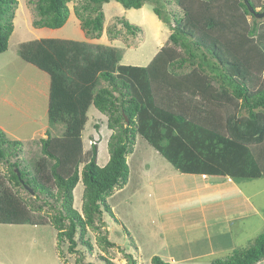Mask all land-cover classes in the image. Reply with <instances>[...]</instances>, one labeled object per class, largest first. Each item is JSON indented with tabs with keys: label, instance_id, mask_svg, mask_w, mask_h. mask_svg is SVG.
<instances>
[{
	"label": "trees",
	"instance_id": "1",
	"mask_svg": "<svg viewBox=\"0 0 264 264\" xmlns=\"http://www.w3.org/2000/svg\"><path fill=\"white\" fill-rule=\"evenodd\" d=\"M72 1L78 0H37L34 26L62 27ZM81 1L75 13L86 35L93 38L103 34L105 3L118 1L126 9L151 4L172 30L169 40L183 47L187 56L177 59L164 46L147 66H140L122 64L120 51L103 44L57 38L24 42L21 57L51 76L48 111L53 122L59 119L65 125V131L62 135L47 132L41 138L43 156L30 175L18 161H11L22 141L13 140L0 127V161L8 165V181L42 200L26 202L11 187L3 189L5 180L0 177V223L39 224L31 212L51 210L58 247L68 240L69 252H77L79 233L82 243L92 248L85 238L88 229L98 233L104 248L115 246L108 232L102 233L103 228L107 230L103 217L105 212L114 216L108 197L129 179L128 155L138 135L179 172L230 177L235 182L264 175V148L255 149L264 142V19L259 23L244 0ZM250 2L264 11V0ZM170 3L180 10H169ZM18 4L19 0H0V53L9 48ZM248 15L253 16L252 22ZM120 20L134 35L141 30L140 25L123 17ZM187 67L193 68L191 73L179 74ZM209 77L230 92L247 116L230 112L224 127L203 109L202 101L215 97ZM183 93L197 96L198 102L189 107L181 99ZM91 107L108 116L112 130L110 157L103 166L98 164L97 141L90 151L85 149L83 133ZM80 182L84 184L81 211L74 206V190ZM126 258L128 264H137L131 253ZM262 260L264 230L249 247L235 248L228 258L210 264H257ZM152 263L176 264L158 255Z\"/></svg>",
	"mask_w": 264,
	"mask_h": 264
},
{
	"label": "rangeland",
	"instance_id": "2",
	"mask_svg": "<svg viewBox=\"0 0 264 264\" xmlns=\"http://www.w3.org/2000/svg\"><path fill=\"white\" fill-rule=\"evenodd\" d=\"M80 1L69 3L71 15L62 27L49 28L34 26L38 18L37 0H19L9 48L0 53V127L13 140L22 141L20 151L11 161H18L21 168L29 170L30 175L34 168L37 170L43 156L41 138L47 132L62 135L65 125L59 119L53 122L48 111L49 73L25 61L20 56L21 45L40 38L93 43V37L86 35L75 13V8L82 5ZM168 9L180 10L175 3H170ZM257 9L261 11L262 7ZM103 10L105 40L98 43L104 42L103 45L118 49L122 64L147 66L164 46L171 48L177 59L187 56L183 47L169 40L172 30L158 18L151 4L140 9H126L120 2L111 1L104 4ZM122 17L140 25L141 30L136 35L130 33L121 23ZM247 18L250 22L254 19L252 15ZM263 19L257 18L259 23ZM111 35L116 38L112 39ZM192 69L183 68L179 74L191 73ZM208 80L215 97L202 101L206 105L203 109L208 114L210 111L219 125L225 127L230 112L247 116L248 112L241 110L228 90L211 77ZM159 93L164 94L162 89ZM197 98L181 94V99L184 103L188 102L189 107L198 102ZM174 99L175 95L171 101L174 102ZM107 119L106 114L92 107L83 133L86 151L91 150L92 143H99L100 166L108 162L110 155L108 140L112 130L107 125ZM263 148L264 142L255 147L257 150ZM128 163L130 175L127 183L108 197L114 216L105 212L103 217L107 230L103 228L102 233L108 232L115 246L104 248L99 242L98 233L88 229L85 238L92 248L82 243L78 233L77 252L71 253L68 240L58 247L57 230L51 222L53 212L32 211L39 224L0 223V264H128L126 253H131L137 264H153L154 255L170 261L172 254L185 256L199 252V246L220 245L225 238H230L233 247L215 250L206 257H195L194 260H179L180 264H210L217 258H228L235 248L249 247L263 232L264 175L258 179L236 182L241 194L239 189L233 190L227 200L220 202L218 198L222 196V190L212 181L222 180L223 177L209 176L208 181L212 182L209 187L204 186L203 179H195L194 183H184L180 179L163 184L155 181L177 170L140 135L137 136L133 152L128 155ZM9 175L8 165L0 161V177L5 180L3 189L11 187L28 203L42 202L34 199L35 195H31L27 189L9 182ZM83 192L84 184L80 182L74 190V206L80 211ZM209 249L214 248L209 247L207 251ZM257 264H264V260Z\"/></svg>",
	"mask_w": 264,
	"mask_h": 264
},
{
	"label": "crops",
	"instance_id": "3",
	"mask_svg": "<svg viewBox=\"0 0 264 264\" xmlns=\"http://www.w3.org/2000/svg\"><path fill=\"white\" fill-rule=\"evenodd\" d=\"M104 34L105 33L103 32V34H102V36L100 38H93L92 39V42L94 44H103L104 42L103 43H98V42H101L102 40H105ZM50 80H51V76H50ZM46 82H48V81L46 80ZM48 98H49V95H48ZM64 131H65V129H64ZM109 157H110V155H109ZM35 172H36V168H34L33 173H35ZM178 172L179 171L172 172V173L169 174V176L162 177V178H157L155 181H157L160 184H163L164 182H168L169 180H173V179L174 180H176V179L178 180V179H180V181H182L184 183H194L195 182V179H203L204 180V184H205L204 186L205 187H209L212 184V182H213L214 185H216L219 189L222 190V196H219V198H218V199H220V202H224L225 200H227L229 198V195H230L229 193L231 191H233V190L234 191H238V189H239L235 185L236 182L233 181V180H231L230 177H223L222 180L212 181L211 182V181H208L209 176L206 175V174H192V173H184V172L178 173ZM239 192L241 194V190L240 189H239ZM202 246L203 247H200V246L198 247L199 248V252L198 251L197 252H192L191 254H188V255H185V256L184 255L183 256H176V255L174 256L172 254L171 255V260L169 262L172 261V262H175L177 264H180L179 260H186V261L187 260H192V259L194 260L195 257H206V256H208L209 252H212V251H215V250H218V251L219 250H224V249L226 250L230 246L233 247L232 240L230 238H225L224 241L222 242V244H220V245H211V246H208V247H205L204 245H202ZM209 247H213L214 249H209L207 251V249Z\"/></svg>",
	"mask_w": 264,
	"mask_h": 264
},
{
	"label": "water",
	"instance_id": "4",
	"mask_svg": "<svg viewBox=\"0 0 264 264\" xmlns=\"http://www.w3.org/2000/svg\"><path fill=\"white\" fill-rule=\"evenodd\" d=\"M246 5L248 6L250 12L255 15L257 18H262L264 17V11H258V9L254 8L250 2V0H244ZM20 176V173H19ZM27 188L33 193V190L27 186Z\"/></svg>",
	"mask_w": 264,
	"mask_h": 264
}]
</instances>
